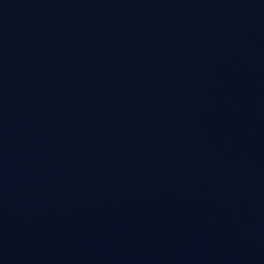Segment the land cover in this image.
I'll use <instances>...</instances> for the list:
<instances>
[{
  "label": "water",
  "instance_id": "95a60500",
  "mask_svg": "<svg viewBox=\"0 0 264 264\" xmlns=\"http://www.w3.org/2000/svg\"><path fill=\"white\" fill-rule=\"evenodd\" d=\"M0 264H264V0H0Z\"/></svg>",
  "mask_w": 264,
  "mask_h": 264
}]
</instances>
